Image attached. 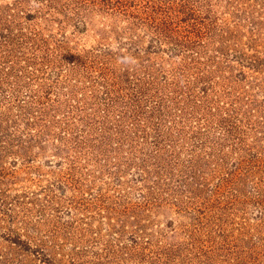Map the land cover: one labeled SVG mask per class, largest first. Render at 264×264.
<instances>
[{
  "label": "rangeland",
  "instance_id": "rangeland-1",
  "mask_svg": "<svg viewBox=\"0 0 264 264\" xmlns=\"http://www.w3.org/2000/svg\"><path fill=\"white\" fill-rule=\"evenodd\" d=\"M0 46V264H264V0H0Z\"/></svg>",
  "mask_w": 264,
  "mask_h": 264
},
{
  "label": "trees",
  "instance_id": "trees-1",
  "mask_svg": "<svg viewBox=\"0 0 264 264\" xmlns=\"http://www.w3.org/2000/svg\"><path fill=\"white\" fill-rule=\"evenodd\" d=\"M5 48H9V49H5ZM0 49H2V50H4V52H7L5 55H1L0 56V63H2V64H7L8 62H10V63H12L13 61L10 59L11 58V56L10 55H13L12 54V48H10V47H7V46H5V47H3V46H0ZM9 64V63H8ZM8 66V65H7Z\"/></svg>",
  "mask_w": 264,
  "mask_h": 264
}]
</instances>
